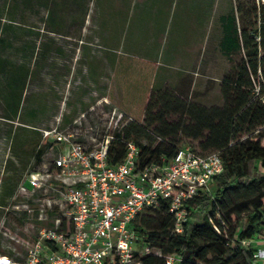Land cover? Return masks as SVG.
Instances as JSON below:
<instances>
[{"label": "rangeland", "instance_id": "obj_1", "mask_svg": "<svg viewBox=\"0 0 264 264\" xmlns=\"http://www.w3.org/2000/svg\"><path fill=\"white\" fill-rule=\"evenodd\" d=\"M191 1L185 11L183 0H0V253L24 260L40 228L57 217L67 223L59 209L41 220L43 192H18L40 164L35 153L44 149L47 161L56 154L42 129L59 119L72 129L93 107L98 121L114 109L134 121L144 85L208 109L224 106L223 78L244 59L225 50L226 18L264 0ZM188 37L185 48H173ZM179 146L202 152L190 139Z\"/></svg>", "mask_w": 264, "mask_h": 264}, {"label": "trees", "instance_id": "obj_2", "mask_svg": "<svg viewBox=\"0 0 264 264\" xmlns=\"http://www.w3.org/2000/svg\"><path fill=\"white\" fill-rule=\"evenodd\" d=\"M226 20L225 50L241 51L244 59L236 73L223 78L224 106L208 109L144 85L136 90L142 113L113 136L110 166L124 160L129 141L140 148V169L169 161L182 148V138L199 142L200 154L221 153L224 163L211 191L188 205L190 220L182 235L173 233L167 202L135 221L138 244L163 254L141 255L137 249L141 264H166L167 256L176 257L173 264H252L255 248L242 242L264 233V3L239 6Z\"/></svg>", "mask_w": 264, "mask_h": 264}, {"label": "built area", "instance_id": "obj_3", "mask_svg": "<svg viewBox=\"0 0 264 264\" xmlns=\"http://www.w3.org/2000/svg\"><path fill=\"white\" fill-rule=\"evenodd\" d=\"M94 110L81 114L72 129L62 128L59 119L41 130L50 153L56 154L47 161L45 152L42 163L18 188L19 194H45L41 220L59 209L67 223L57 217L52 227L39 229L24 260L0 255V264H141L135 221L167 202L173 233L182 235L190 220L188 205L202 191L210 192L224 170L221 153L203 155L190 147H182L169 161L140 169V148L132 141L126 143L124 160L110 166L112 128L133 119L114 109L106 121H98ZM242 244L255 248L252 264H264V233ZM155 254L163 256L161 251ZM165 259L166 264L177 260Z\"/></svg>", "mask_w": 264, "mask_h": 264}, {"label": "crops", "instance_id": "obj_4", "mask_svg": "<svg viewBox=\"0 0 264 264\" xmlns=\"http://www.w3.org/2000/svg\"><path fill=\"white\" fill-rule=\"evenodd\" d=\"M183 7L186 9L185 11H187V9H190L192 6H193V3H192V1L191 0H183ZM126 11H128V10H126ZM189 13H187V15L190 17V14L191 13H193L194 11H191V10H189L188 11ZM123 6H122V10L120 11V20H122L124 17H123ZM128 15V14H127ZM116 20H114L115 22L117 21V23H118V17L116 16ZM191 27V26H190ZM179 36V35H178ZM189 41V37L185 40V41H183L182 39H177V43H176V45H175V47H173V48H175L176 49V51H179L180 49H183V48H185L186 46H187V42ZM36 154V160L38 161V162H40V164L42 163V161H43V159H42V156H40L39 155V153H38V151L35 153ZM39 164V165H40Z\"/></svg>", "mask_w": 264, "mask_h": 264}]
</instances>
